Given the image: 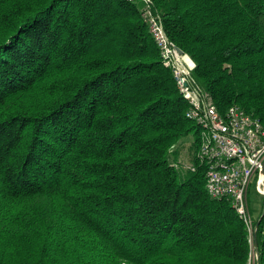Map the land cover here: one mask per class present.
Returning a JSON list of instances; mask_svg holds the SVG:
<instances>
[{
	"label": "trees",
	"instance_id": "1",
	"mask_svg": "<svg viewBox=\"0 0 264 264\" xmlns=\"http://www.w3.org/2000/svg\"><path fill=\"white\" fill-rule=\"evenodd\" d=\"M152 4L218 112L264 123V0ZM142 9L0 0V264L249 263L205 168L176 164L199 131ZM255 236L264 264V215Z\"/></svg>",
	"mask_w": 264,
	"mask_h": 264
},
{
	"label": "built area",
	"instance_id": "2",
	"mask_svg": "<svg viewBox=\"0 0 264 264\" xmlns=\"http://www.w3.org/2000/svg\"><path fill=\"white\" fill-rule=\"evenodd\" d=\"M142 3V20L146 23L162 61L172 70L177 89L189 108L185 117L199 131L196 161L205 168V188L211 199H225L236 216L245 224L251 256L248 264H257L253 250L256 234L251 228L248 194L252 182L255 191L264 197V177L260 175L264 162V123L246 114L240 107L231 106L223 114L211 98L191 78L194 64L187 56H178L166 36L162 19L152 0H126ZM195 172L196 166L185 168Z\"/></svg>",
	"mask_w": 264,
	"mask_h": 264
},
{
	"label": "rangeland",
	"instance_id": "3",
	"mask_svg": "<svg viewBox=\"0 0 264 264\" xmlns=\"http://www.w3.org/2000/svg\"><path fill=\"white\" fill-rule=\"evenodd\" d=\"M192 143L193 141L191 139L186 140L178 148L179 155H178V159L176 160V164L180 169L185 170L186 167L192 166L193 165L192 159H196L198 150L196 151L195 154L192 151H190ZM263 199L264 197L255 191V182H252L250 191L248 194V206H249V211L251 215V228L252 229L255 226V223L258 217L260 216V213L262 210V200Z\"/></svg>",
	"mask_w": 264,
	"mask_h": 264
},
{
	"label": "water",
	"instance_id": "4",
	"mask_svg": "<svg viewBox=\"0 0 264 264\" xmlns=\"http://www.w3.org/2000/svg\"><path fill=\"white\" fill-rule=\"evenodd\" d=\"M175 52L177 53L178 56L182 57L184 56L183 52L178 48V47H175ZM260 175L262 177H264V162H263V165H262V169H261V172H260ZM264 215V203H263V208H262V213H261V217L259 219V221L257 222L256 226H255V230L257 231V228L260 224V221L262 219ZM256 235V234H255ZM258 246H257V242H256V236H254V240H253V250H254V254L257 258V264H258V250H257Z\"/></svg>",
	"mask_w": 264,
	"mask_h": 264
}]
</instances>
